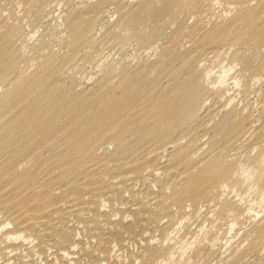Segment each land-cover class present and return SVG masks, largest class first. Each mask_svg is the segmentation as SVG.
<instances>
[{
  "label": "bare ground",
  "instance_id": "6f19581e",
  "mask_svg": "<svg viewBox=\"0 0 264 264\" xmlns=\"http://www.w3.org/2000/svg\"><path fill=\"white\" fill-rule=\"evenodd\" d=\"M0 264H264V0H0Z\"/></svg>",
  "mask_w": 264,
  "mask_h": 264
}]
</instances>
